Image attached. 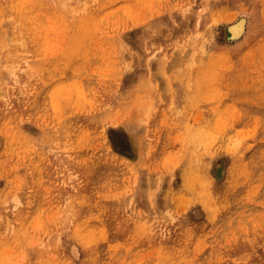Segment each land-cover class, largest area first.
Instances as JSON below:
<instances>
[{
	"label": "rangeland",
	"instance_id": "rangeland-1",
	"mask_svg": "<svg viewBox=\"0 0 264 264\" xmlns=\"http://www.w3.org/2000/svg\"><path fill=\"white\" fill-rule=\"evenodd\" d=\"M16 1L0 264H264V0Z\"/></svg>",
	"mask_w": 264,
	"mask_h": 264
},
{
	"label": "bare ground",
	"instance_id": "bare-ground-1",
	"mask_svg": "<svg viewBox=\"0 0 264 264\" xmlns=\"http://www.w3.org/2000/svg\"><path fill=\"white\" fill-rule=\"evenodd\" d=\"M26 3H27L26 0H17L15 3L16 10L23 11ZM31 17L33 16H28L27 18H31ZM245 23H246V20L243 18L237 21L234 25L230 27V30L233 34L232 35L233 38H237L243 33V31L245 30Z\"/></svg>",
	"mask_w": 264,
	"mask_h": 264
}]
</instances>
